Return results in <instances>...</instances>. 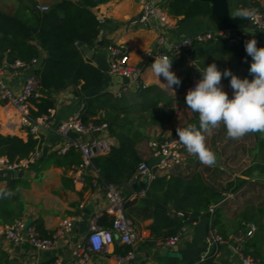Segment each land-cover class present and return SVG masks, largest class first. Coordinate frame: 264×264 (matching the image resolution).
Returning a JSON list of instances; mask_svg holds the SVG:
<instances>
[{
    "label": "crops",
    "instance_id": "0c3cea01",
    "mask_svg": "<svg viewBox=\"0 0 264 264\" xmlns=\"http://www.w3.org/2000/svg\"><path fill=\"white\" fill-rule=\"evenodd\" d=\"M57 1L0 0V11L27 18L34 4H46L51 7ZM71 1L77 4L81 0ZM250 1L254 2V0H228L230 25L236 26L238 30L248 31L252 38L256 39L257 46L264 47V34L254 29L247 18H238L234 15L237 10L248 7ZM165 2L166 0H161L159 4L166 11ZM140 10V0H100L91 7V11L100 21L97 44L92 49L95 52H106V47L98 46L101 40L122 45L129 54L130 63L141 67V79L145 87L137 82H129L126 78L112 75L108 71H103V84L99 88L82 91L81 83L70 84L53 92L54 106L50 111L49 124L39 125L35 133L31 132L29 126L22 123L20 115L10 104L0 99V149L7 144L9 137L17 136L27 140L29 136H32L38 140L40 150V155L34 162L21 168V175L13 177L19 178L15 184V193L18 197L14 202L16 205L13 214H9L3 206L5 197H0V225L11 223L15 219H23L33 225L40 236L47 237L58 229L63 217H72L71 229L63 233L58 242L49 249H38L26 241L14 243L0 240V264H46L50 260H57L59 264H70L72 250L77 244L86 241L90 216L98 215L97 222L102 227L109 228L111 225L112 214L107 209L104 181L97 174L98 172L93 167L78 169L76 159H81V156L76 149L67 151L70 152L67 159L62 158V155L67 152L64 154L57 152L58 146L63 142L56 132V127L61 121L80 110L82 116L88 114L90 121L101 119L100 121L111 124L114 121L113 117H124L125 111L122 107L128 110L134 106L135 109L128 111L130 114L128 116L137 113L154 116L151 119L146 117L147 120L141 122L142 124L135 123V129L144 132V135L137 133L141 138L138 140L137 150L143 160L148 161L153 152L150 146L151 141L143 147L142 140L148 131L147 128L151 125L158 139L178 137L176 129L182 128L183 125L186 127L189 124H195L199 127L198 113L192 112L187 107L185 97L187 87L201 79V71L215 63L221 72L230 69L233 74L242 77L244 67L238 68L231 54L218 56L212 50L209 51L205 45H201L202 48L194 53L191 60L185 59L182 63H178V60L171 55V49L181 38L228 26L225 25L226 22L218 18L215 12L207 17L188 19L172 16L166 12L171 20L170 26H165L160 20L153 19L148 23L129 25L130 19L138 15ZM231 27L227 28L231 29ZM159 35H163L164 42L156 46ZM155 47L159 48L160 53H167L172 58L171 71L181 80L179 86H173L174 92L165 87L163 83L166 81L163 77L159 80L152 73L151 64L155 57L144 55L146 51L153 50ZM39 50H42L44 59L45 51L42 48ZM15 61L9 62L4 56L0 65H5L3 80L6 86L17 94L27 76L34 74V68L32 65L13 67L12 64ZM221 86L231 98L233 90L230 87V77H222ZM40 95L45 94L40 93ZM88 100H94V105L98 104L95 114L87 113V109L93 107V104L89 105ZM106 102L109 104L106 105ZM168 109L174 112L173 120L169 119L163 127L157 126L156 120L160 119V113ZM181 110L185 114L184 123L175 126L177 113ZM107 134L110 137L111 146L117 145V140L111 135L109 126ZM69 136L78 140L87 138L86 134L75 132H71ZM206 143L216 155L214 166L203 165L183 146L181 164L174 165L164 172L158 171L157 168L153 170L158 175L165 176L176 172H181L183 175L197 172L204 180L214 184L221 191V196H226L213 208V211L216 208L219 211L215 221L213 212L198 216L196 220L184 225L179 240L174 245L167 246L161 243L162 237L152 235L151 218H138L135 221L138 239L133 247L134 255L131 258L117 260L118 256L124 254L127 244L120 242L115 235L113 242L100 250H88L89 264H208L209 262L210 264H232L238 261L239 255L235 247L245 238L244 233L248 225L245 229H237L240 219L236 215L244 209L256 212L264 205V134L249 133L238 140L230 139L226 135V128L221 124L207 137ZM51 154H55V157ZM5 158V155L0 154V159ZM138 180L140 179L133 178L118 185L126 201L144 195L147 188L136 192L132 186V183ZM240 180L242 184L234 191L230 190L241 182ZM7 181H0V188L5 189ZM227 184H230L228 189ZM80 205L83 206L80 207ZM261 221L264 223L263 219ZM254 223L256 229L251 236L259 237L260 250L264 255V227L261 228L259 223ZM221 232L225 233L222 236V242L211 245L209 240L211 233L219 235ZM260 264H264V261L260 260Z\"/></svg>",
    "mask_w": 264,
    "mask_h": 264
},
{
    "label": "trees",
    "instance_id": "16d2710c",
    "mask_svg": "<svg viewBox=\"0 0 264 264\" xmlns=\"http://www.w3.org/2000/svg\"><path fill=\"white\" fill-rule=\"evenodd\" d=\"M99 1L81 0L75 4L71 0H58L45 12L32 7L27 18L0 11V64L4 56L9 62L20 60L32 64L40 48L46 54L39 69H34V74L39 81V95L29 98V115L33 120L53 108L54 98L52 95L55 91L78 83H81L82 91L102 86L103 71L85 61L77 46L79 41L90 47L97 44L100 21L91 11V7ZM257 5H259L257 0L249 3V6ZM165 7L168 14L182 16V19L207 17L211 13V4L203 0H166ZM248 40V38H242L236 43L229 44L225 38L219 37L216 40L194 42L191 56L193 57L194 53L202 48L201 45H205L209 51L212 50L218 56L231 54L238 68L244 67L240 78L251 80L253 77L249 74V68L252 57L245 50V42ZM99 43L98 46L102 48L112 44L107 40H101ZM173 58L178 60V63L185 60L184 56H174ZM40 93L45 95H40ZM88 101L89 105L93 104V107L87 109V113L95 114L98 104L94 105V100ZM107 104L109 102H106ZM125 108L122 107V110L125 111L123 118L113 117V123L108 124L111 135L117 140V145L111 146L109 151L104 154L96 155L92 160L101 179L116 185L136 178L137 166L143 161L137 150L138 141L134 135L138 131L135 129V119L140 113L128 116L130 115L128 111L135 107L132 106L128 110ZM82 117L84 121H88V114ZM146 117L151 119L154 116L150 114ZM100 120L92 121L103 122ZM38 147V140L32 136H29L27 140L12 136L9 137L7 144L0 149V154L5 155L9 162H19L27 158ZM69 153L62 155V158L67 159ZM51 156L55 157V154H51ZM79 161L80 158L76 159L77 163ZM18 179H9L5 188L13 193L5 198L3 204L9 214H13L16 205L14 202L18 194L15 193V184ZM241 184L242 181L230 190L234 191ZM228 188H230V184H227ZM220 196L221 191L214 184L204 180L197 172L187 175L176 172L168 176L156 174L143 196L126 201L125 211L134 221L138 218H151L152 235L164 238L175 234L182 225L196 220L198 216L210 214V205ZM179 212L181 215L178 214ZM218 214L219 211L216 208L213 211L214 221L216 216H219ZM236 216L240 219L237 225L239 230L245 229L248 224L254 222L259 223L261 228L264 227V223L260 222L261 219L264 220V205L256 212L244 209ZM219 235L222 237L225 233L221 232ZM131 250H133L132 246L127 244L125 252L121 256H126ZM240 252L243 255L259 259L258 264H260V260L264 261L258 236L245 237L240 243Z\"/></svg>",
    "mask_w": 264,
    "mask_h": 264
},
{
    "label": "built area",
    "instance_id": "2783aa9c",
    "mask_svg": "<svg viewBox=\"0 0 264 264\" xmlns=\"http://www.w3.org/2000/svg\"><path fill=\"white\" fill-rule=\"evenodd\" d=\"M160 1L161 0H140L141 10L138 15L130 19L129 25L144 24L153 19L160 20L165 26H170L171 20L166 11L159 4ZM257 1H259L261 5L248 6L244 9L255 11V16L247 19V21L254 29L264 34V0ZM33 8L45 12L49 9V6L36 3L33 5ZM219 37L225 38L229 44L236 43L242 38H248L249 40L253 39L251 33L246 30H239L237 33H232L230 28L201 31L191 37H183L177 41L171 49V55L175 57L184 56L186 60H191L192 45L194 42L201 43L208 40H216ZM163 39V35H159L156 40V46L161 45L164 42ZM105 51L108 61L107 71L110 74L126 78L129 82H137L139 85L141 84L142 87H145L141 79V67L130 63L129 54L122 45L109 44L106 46ZM144 55L147 57L170 56L167 53H160L159 48L156 47L153 50L146 51ZM32 64L17 60L12 66L28 67ZM4 66L5 65H0V99L10 104L20 115L22 123L29 126L31 132L35 133L39 125L47 126L49 124L51 111L50 108L48 113L39 116L35 120L29 115V98L39 95L38 77L35 74L28 75L20 92L16 94L6 86L3 80ZM196 83L197 82H192L187 87V92L189 89L194 88ZM107 128L108 124L106 122L95 123L90 120L84 121L82 111H76L65 120L61 121L56 127L57 134L63 139V142L58 146L57 152L59 154H64L70 149H76L80 152L81 156L80 162L77 164L78 169L93 167L95 171L98 172L92 160L96 155L108 152L111 147V140L107 134ZM71 132L86 134L87 138L84 140L71 138L69 136ZM150 146L153 151L151 158L159 155L160 159L154 166H149L147 160H143L138 164L135 177L145 182V189L157 174L153 168H157L158 171L164 172L174 165L181 164L183 161V145L176 136L152 140ZM39 155L40 150L36 148L27 158L19 162H9L7 158L0 159V169H9L11 171L21 169L26 167L29 163L34 162ZM104 187L107 209L112 214L111 225L109 228L102 227L97 222L98 215L94 214L90 216L86 241L85 243L77 244L72 250L70 264H89L88 250H100L105 245L113 242L115 235L120 242L130 245L132 248L138 239L135 221L125 211L126 198L121 195L118 185L104 181ZM82 206L83 205H80V207ZM209 211L213 212V205H210ZM178 214L181 215L180 212ZM184 225H182L175 234L162 238L161 243L167 246L174 245L179 240ZM71 227L72 217L65 216L59 222L58 229L51 236L43 237L39 235L33 225L28 224L23 219H15L11 223L0 225V240H8L14 243L26 241L38 249L45 250L52 248L58 242V239L63 236V233L69 231ZM255 229L256 225L254 223L248 224V228L244 233L245 237L251 236ZM209 240L211 245H218V243L222 242L223 238L216 233H211ZM235 249L239 255V259L232 264H258L256 258L243 255L240 252V243L236 245ZM133 255L134 252L131 250L126 256H118L117 260L121 261L124 258L129 259ZM46 264H59V262L57 260H50Z\"/></svg>",
    "mask_w": 264,
    "mask_h": 264
},
{
    "label": "clouds",
    "instance_id": "9594fccd",
    "mask_svg": "<svg viewBox=\"0 0 264 264\" xmlns=\"http://www.w3.org/2000/svg\"><path fill=\"white\" fill-rule=\"evenodd\" d=\"M238 18H253L255 11L240 9L234 14ZM246 53L252 57L249 74L253 77L241 79L230 69L221 72L215 63L201 71V79L189 89L185 104L192 112L198 113L199 127L189 124L177 127L179 142L187 152L196 156L205 166H214L215 153L207 146L206 139L214 129L224 125L230 139H241L249 133L264 134V47H257L255 38L245 42ZM172 58L167 55L155 57L151 64L152 73L165 87L174 92L173 86L181 84L180 78L171 71ZM230 77L233 95L229 98L222 89L221 80ZM10 190L0 188V197H9Z\"/></svg>",
    "mask_w": 264,
    "mask_h": 264
},
{
    "label": "water",
    "instance_id": "95a60500",
    "mask_svg": "<svg viewBox=\"0 0 264 264\" xmlns=\"http://www.w3.org/2000/svg\"><path fill=\"white\" fill-rule=\"evenodd\" d=\"M203 1H208L211 4V13L215 12L216 15L220 20H223L226 22L225 25L228 26H223L222 28H227L231 27V19L229 18L228 15V0H203ZM229 23V24H227ZM232 33H237L239 30L235 27H231ZM77 46L80 49L81 54L83 55L85 61L90 62L92 64H95L99 69L102 71H107L108 69V61H107V56L106 52L104 51H99L95 52L92 47L86 46L83 44L81 41L77 42ZM43 62V52L42 50L38 51L37 57L35 58L32 66L34 69H39L41 63ZM160 159V156H154L148 160V165L149 166H154ZM17 175H21V170H15L11 171L9 169H0V181L2 180H9ZM132 186L134 187L136 192H140L142 189L145 187V182L143 180H138L132 183ZM226 198L225 195L220 196L213 205V208L215 205L219 204ZM88 207H90L88 205Z\"/></svg>",
    "mask_w": 264,
    "mask_h": 264
},
{
    "label": "rangeland",
    "instance_id": "374dc122",
    "mask_svg": "<svg viewBox=\"0 0 264 264\" xmlns=\"http://www.w3.org/2000/svg\"><path fill=\"white\" fill-rule=\"evenodd\" d=\"M173 111H171V110H167L166 112H162V113H160V119H157V117H156V124H157V126H159V127H163L168 121H169V119L170 120H173ZM178 115H177V118L175 119V121H176V123H175V126H176V124L178 125H182V123H184V120H185V118H184V112H183V110H181L180 112H178L177 113ZM136 121H135V123H137V122H139L140 124H142L141 122H143V121H145V120H147V118H146V115H140V116H136V119H135ZM181 123V124H180ZM152 126L153 125H151L150 126V128H147V132H146V134H145V136H144V138H143V142H142V145H144L143 147H145L146 146V144L148 143V142H150V141H152V140H155V139H158L157 137V135H156V133L151 129L152 128ZM184 126V125H183ZM183 126H182V128H183ZM137 133L138 132H140V134H143L144 135V132H142V131H136ZM134 134L135 136H136V139H137V141L138 140H140L141 138H140V136H138L139 134ZM219 215V214H218ZM217 220H219V218L217 219Z\"/></svg>",
    "mask_w": 264,
    "mask_h": 264
}]
</instances>
